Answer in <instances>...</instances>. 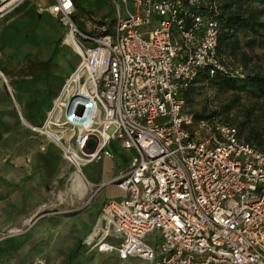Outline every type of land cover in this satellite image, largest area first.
<instances>
[{"label":"built area","instance_id":"1","mask_svg":"<svg viewBox=\"0 0 264 264\" xmlns=\"http://www.w3.org/2000/svg\"><path fill=\"white\" fill-rule=\"evenodd\" d=\"M24 1L0 0V19ZM111 1L133 11L94 23L91 33L76 25L72 0H54L49 8L81 60L39 135L56 134L87 185L82 168L113 158V143L133 153L125 171L93 185L92 198L109 184L125 196L102 207L83 245L121 261L264 264V151L233 125L185 112L183 94L201 72L247 75L219 55L216 1ZM23 233L0 230V243Z\"/></svg>","mask_w":264,"mask_h":264},{"label":"crops","instance_id":"2","mask_svg":"<svg viewBox=\"0 0 264 264\" xmlns=\"http://www.w3.org/2000/svg\"><path fill=\"white\" fill-rule=\"evenodd\" d=\"M72 1L77 15L82 4L80 0ZM53 3L54 0H51L47 6H41L39 0H26L0 19V42L4 45L0 50V58L12 60L5 70L0 71L14 97L13 99L8 95L7 88L0 82V230L17 226L24 229V233L27 232L15 241L17 253L16 258L12 259L13 264H30L37 256H43L47 264H61L58 257L49 252L50 249L69 251L68 255L73 257L69 264H111L115 261L126 263L128 260L121 261L116 254H100L83 245V240L91 233L102 207L111 200L122 199L123 194L119 198L108 195L107 198L99 200L100 191L93 198L87 197L86 191L82 197L63 193L62 198L56 199L54 193L48 192V187L55 182L57 169H71L73 166L70 163L65 166L62 162L55 161L58 148L61 150L58 137L44 133L53 143L51 144L26 128L36 133L41 132L32 125L46 119L62 85L81 60L78 46L68 41L71 37L67 29L50 13L49 8ZM29 17L44 27L45 35L49 38L45 45L47 51L42 46L39 48L38 44H33L34 32L26 30ZM26 39L27 44H24ZM47 53L48 57L57 55L55 67L64 66L65 69L58 75L46 72L49 73L48 80L38 88L34 81L44 80L45 69L41 59ZM113 145L115 143L111 146ZM127 153L130 158L121 164L110 179L103 181L99 177L91 180L83 172L84 176L94 186L110 183L128 168L133 153ZM64 201L66 204L63 205ZM70 207L74 209L71 210ZM69 213L75 214L67 216ZM44 215H48L49 219L56 215L53 219H57V226L52 228L43 225V229H39L38 219ZM41 239H47L51 245L48 250L34 253L32 249ZM3 248L6 245L1 243L2 262L5 257ZM59 257L64 258V255Z\"/></svg>","mask_w":264,"mask_h":264},{"label":"rangeland","instance_id":"3","mask_svg":"<svg viewBox=\"0 0 264 264\" xmlns=\"http://www.w3.org/2000/svg\"><path fill=\"white\" fill-rule=\"evenodd\" d=\"M41 6H47L51 0H39ZM82 4L81 10L78 11V14L75 17L76 25L79 29H81L85 33H91V27L94 23H99L104 21L106 23H112L118 18V14L121 12L130 13L133 11L130 5H115L114 2L111 0H80ZM25 5V4H24ZM257 6L256 4H254ZM39 21V18H37ZM264 20V19H263ZM57 21V20H56ZM49 22V21H46ZM50 23V22H49ZM58 23V22H57ZM56 23V24H57ZM26 30L29 32H34L33 44H38L39 48H44L46 50L47 46L45 47L46 43L49 41L46 31L42 24L38 25V22L32 20V18H28L26 23ZM54 31V30H53ZM64 34V32H63ZM64 37L66 35L64 34ZM240 38L242 39V50L236 56H232L231 58H226V64L230 67L241 64L248 70L250 74L253 73H264V44L256 46L253 49H250L246 46V37L241 33ZM73 40V39H72ZM71 38H68L70 43H74L77 47L76 42ZM259 41H263L264 39L258 38ZM32 41V40H31ZM27 39L24 41V44H27ZM3 43L0 42V50L3 48ZM42 46V47H41ZM78 48V47H77ZM48 50V48H47ZM46 50V51H47ZM79 52L80 49L78 48ZM59 52V51H58ZM57 52V53H58ZM243 56H245L243 59ZM57 59V55L49 56L48 53L42 56L41 62L43 63V67L45 69V76L41 81L35 80L34 84L41 88V84H44L45 81L48 80V76L46 72H51L53 74L56 73L58 75L62 70L65 69L64 66L62 67H55L54 62ZM12 62L11 59L3 57L0 58V69H6L8 65ZM21 64V63H20ZM8 90V95L12 98V95L9 92L8 86L6 83L0 79ZM44 82V83H43ZM65 83V82H64ZM63 86V85H62ZM62 88V87H61ZM235 99V94L226 90V88L221 87L214 81H209L206 83H198L196 84L187 94L186 100V108L185 112L188 115H193L196 120L199 119H206V120H217L222 123H227L230 125L235 126L239 131V136L241 139L245 141H249L259 149L264 151V97H258L253 95L252 93H242L239 103H232ZM13 100V99H12ZM195 115L200 116L196 118ZM46 120V119H45ZM45 120L42 123H38L37 125H32L34 127H41ZM22 121V119H21ZM29 131H31L35 135H39L32 131L30 128L26 127ZM113 128L109 130L112 132ZM48 140L46 136H41ZM53 144V143H51ZM93 144L90 145L92 147ZM113 153L112 159H106L103 162H96L95 164L87 165L82 168L84 174L88 176L91 180L94 178L101 177V180H108L113 177L118 169L121 167V164L126 162L130 158V154L123 151L119 144L115 143V145L109 148ZM41 151V149H40ZM46 151V150H45ZM42 152V151H41ZM43 153V152H42ZM62 155H60V154ZM55 161L60 163L62 162L65 166H68L69 161L64 157L62 150L58 148V154L55 157ZM64 166V167H65ZM75 173L73 168L67 169H57V175L55 182L48 187V192L54 193L56 199L62 198L61 195L66 193L68 195H77L74 194L73 187L76 185V181H70L71 177ZM99 186V185H98ZM94 188V187H93ZM91 189H88V196L90 197L93 193H90ZM121 193L123 197L125 196L124 192L121 191L117 185L109 184L107 187H104L100 190L99 200L102 198H107V196H113L115 198L121 197ZM59 203V200H56ZM63 205L66 202H62ZM73 204V202H71ZM55 204V203H54ZM75 207V206H74ZM73 210V207H70ZM75 213H69L67 216L74 215ZM57 215V214H56ZM56 215H52L51 219H49L48 215H44L41 219H38L39 223L38 228L43 229V225H49L50 227L54 228L57 226V219H53ZM64 216V215H60ZM20 227L12 226L4 231H11L13 229H17ZM41 229V230H42ZM27 232L23 233L22 235L17 236H10L3 240L1 243L6 245V248H3V254L5 257L2 258L5 263L13 264L12 259L16 258V239L22 237ZM156 233L149 236V239H152ZM0 243V244H1ZM51 242L47 239H41L38 241L37 245L33 247L32 251L34 253H38L44 250H48ZM48 246V247H47ZM31 252V251H29ZM53 255L55 254L57 259H59V263L62 264H69L73 257L72 255H68L69 251H60V250H51L49 251ZM59 255H64V258L59 257ZM43 256H37L30 264ZM110 264V263H109ZM111 264H153L138 258H131L126 263H121L120 261H115Z\"/></svg>","mask_w":264,"mask_h":264},{"label":"trees","instance_id":"4","mask_svg":"<svg viewBox=\"0 0 264 264\" xmlns=\"http://www.w3.org/2000/svg\"><path fill=\"white\" fill-rule=\"evenodd\" d=\"M216 1L218 7L217 19L220 23L219 55L226 58L236 56L242 50V33L246 37V46L250 49L258 44H264L258 38L264 39V0H208ZM256 4L257 6H255ZM101 21L100 23H102ZM243 59H245L243 56ZM247 70V69H246ZM214 81L221 87L235 94L232 103H239L242 93H252L264 97V73L250 74L247 70L245 78H238L222 72L210 76L203 71L195 84L183 94L186 99L188 92L198 83ZM196 118L200 116L195 115ZM249 142V141H247ZM250 143V142H249Z\"/></svg>","mask_w":264,"mask_h":264},{"label":"bare ground","instance_id":"5","mask_svg":"<svg viewBox=\"0 0 264 264\" xmlns=\"http://www.w3.org/2000/svg\"><path fill=\"white\" fill-rule=\"evenodd\" d=\"M0 78L6 82V80L4 79V75L1 73V71H0ZM46 133H49L57 137L55 133L52 132H46ZM71 181H76V185L73 187L72 192H74V194L77 195L78 197H82L88 189H91L93 187L92 184L90 185L85 184V182L83 181V179L79 174H73V176L71 177Z\"/></svg>","mask_w":264,"mask_h":264}]
</instances>
